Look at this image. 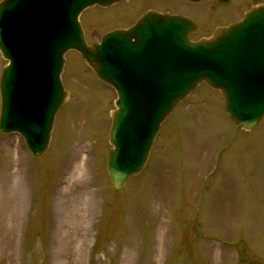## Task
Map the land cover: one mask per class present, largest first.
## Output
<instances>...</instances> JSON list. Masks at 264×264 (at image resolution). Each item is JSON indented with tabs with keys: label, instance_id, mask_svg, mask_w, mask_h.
<instances>
[{
	"label": "rangeland",
	"instance_id": "obj_1",
	"mask_svg": "<svg viewBox=\"0 0 264 264\" xmlns=\"http://www.w3.org/2000/svg\"><path fill=\"white\" fill-rule=\"evenodd\" d=\"M143 3L88 13L103 30L134 21ZM165 3L195 18L198 36L230 23L239 7L241 17L252 0L148 4ZM68 60L71 99L47 153L34 160L20 135L0 134V264H125L129 251L128 264H264V119L241 130L220 93L202 84L161 128L141 175L115 191L106 161L116 94L79 55ZM5 65L0 55V76ZM63 234L74 244L58 259Z\"/></svg>",
	"mask_w": 264,
	"mask_h": 264
},
{
	"label": "water",
	"instance_id": "obj_2",
	"mask_svg": "<svg viewBox=\"0 0 264 264\" xmlns=\"http://www.w3.org/2000/svg\"><path fill=\"white\" fill-rule=\"evenodd\" d=\"M119 0H5L0 50L10 64L1 78L0 132H20L34 157L47 150L54 119L68 100L65 58L79 51L118 93L108 170L116 190L141 172L160 125L201 82L220 90L227 115L251 130L264 116V6L245 20L193 43L189 19L145 17L139 29L88 47L79 14ZM155 16V18L149 17ZM138 40L132 43V38Z\"/></svg>",
	"mask_w": 264,
	"mask_h": 264
},
{
	"label": "bare ground",
	"instance_id": "obj_3",
	"mask_svg": "<svg viewBox=\"0 0 264 264\" xmlns=\"http://www.w3.org/2000/svg\"><path fill=\"white\" fill-rule=\"evenodd\" d=\"M66 203H68V201L63 202L62 206H66L65 205ZM70 234H71V232H70ZM58 239H59L58 243L62 247V252L59 254H56V258L60 259L66 255V254H64V251L68 250L74 244V242L70 239L69 234H63L61 236V238L58 237ZM131 254H132V252L129 251L127 254V258L125 260V264H128L129 261L131 260Z\"/></svg>",
	"mask_w": 264,
	"mask_h": 264
},
{
	"label": "flooded vegetation",
	"instance_id": "obj_4",
	"mask_svg": "<svg viewBox=\"0 0 264 264\" xmlns=\"http://www.w3.org/2000/svg\"><path fill=\"white\" fill-rule=\"evenodd\" d=\"M149 9H151L150 7H148L146 10H149ZM153 9H159V10H161V11H167V10H164L163 8H153ZM92 19V21H93V18H91ZM126 26H129V25H126ZM126 26H123V27H126Z\"/></svg>",
	"mask_w": 264,
	"mask_h": 264
}]
</instances>
